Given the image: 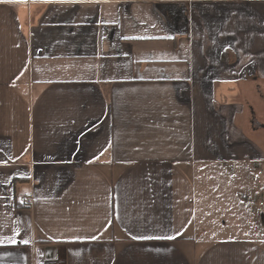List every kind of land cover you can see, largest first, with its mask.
<instances>
[{
    "label": "crops",
    "instance_id": "1",
    "mask_svg": "<svg viewBox=\"0 0 264 264\" xmlns=\"http://www.w3.org/2000/svg\"><path fill=\"white\" fill-rule=\"evenodd\" d=\"M0 264H264V0H0Z\"/></svg>",
    "mask_w": 264,
    "mask_h": 264
},
{
    "label": "built area",
    "instance_id": "2",
    "mask_svg": "<svg viewBox=\"0 0 264 264\" xmlns=\"http://www.w3.org/2000/svg\"><path fill=\"white\" fill-rule=\"evenodd\" d=\"M138 1H146V0H138ZM19 203L26 207H29L31 205V198L27 195L21 196L19 199Z\"/></svg>",
    "mask_w": 264,
    "mask_h": 264
},
{
    "label": "trees",
    "instance_id": "3",
    "mask_svg": "<svg viewBox=\"0 0 264 264\" xmlns=\"http://www.w3.org/2000/svg\"><path fill=\"white\" fill-rule=\"evenodd\" d=\"M15 207H16V208H27L26 206L20 204L19 201L16 202Z\"/></svg>",
    "mask_w": 264,
    "mask_h": 264
}]
</instances>
